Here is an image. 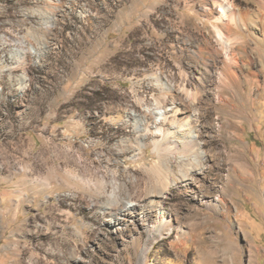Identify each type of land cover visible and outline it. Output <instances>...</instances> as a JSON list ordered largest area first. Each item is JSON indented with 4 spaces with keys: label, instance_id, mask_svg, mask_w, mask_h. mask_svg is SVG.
Listing matches in <instances>:
<instances>
[{
    "label": "rangeland",
    "instance_id": "obj_1",
    "mask_svg": "<svg viewBox=\"0 0 264 264\" xmlns=\"http://www.w3.org/2000/svg\"><path fill=\"white\" fill-rule=\"evenodd\" d=\"M214 1L0 0V264H264V9L234 81Z\"/></svg>",
    "mask_w": 264,
    "mask_h": 264
},
{
    "label": "bare ground",
    "instance_id": "obj_2",
    "mask_svg": "<svg viewBox=\"0 0 264 264\" xmlns=\"http://www.w3.org/2000/svg\"><path fill=\"white\" fill-rule=\"evenodd\" d=\"M58 1L62 2V0H58ZM212 4H214V5L213 6H206L205 10L209 14V17L210 18L211 17L212 18L215 17L220 22V24H218V23L215 24V26H216L215 29L219 33L218 34L219 35L218 37L221 39V41L226 46L224 50H218L217 51V55L220 56L221 58H224V59H222L223 61H222L221 66H222V69L225 71V76L226 75L228 77L230 76V78H232L235 81L236 79H238V76H237L238 74H236V72L234 71L233 66H232V63L234 62L233 61L234 60L233 55H232V53L230 51L232 49L231 48L230 49L228 48L229 41H228V39H227L224 31H227V29L229 28V26L233 25L234 23H237V24L244 23L245 22V19H246V15H247L248 12H246L245 10H240V9L237 10V7H235L234 4L228 3L225 0H215L214 3H212ZM259 4L264 9V0H259ZM217 7H219L218 10L216 9ZM223 24L225 26H223ZM237 24H236V26H237ZM243 27H245V26H243ZM229 74H231V75H229ZM170 110H172V109H170ZM161 115H162V120H160V121L157 120L156 121V127L159 128V129H161V127L165 124V119L167 118V112L164 111V112L161 113ZM173 115L174 116L178 115L177 114V110H174ZM191 126H190V129H191ZM182 127L180 126V128L178 129V131H179L178 133H180V136H182V137H188V139H189L190 142H196L198 135L194 131H191L192 129L190 130L191 133L188 135V133H189V130L188 129L189 128H187V130H188L187 132L188 133H186V132H184V129H183L184 127L183 128ZM195 168H197V169H195ZM195 168H192V169H194L195 171H199L200 172V168L201 167L200 168L195 167ZM198 184L200 185V183H198ZM115 207L118 208L116 205H114L111 208H115ZM166 215H167V212L166 211H162L161 214H160V216H158L153 221L152 226H151V234H150V237H149V239H148V241H147V243H146V245H145V247L143 249V252H142V258L143 259L147 256V253L149 251V248L154 243L155 239L157 237H159L160 235H162L164 232H167V231L169 232V231L172 230L171 223L166 222Z\"/></svg>",
    "mask_w": 264,
    "mask_h": 264
}]
</instances>
